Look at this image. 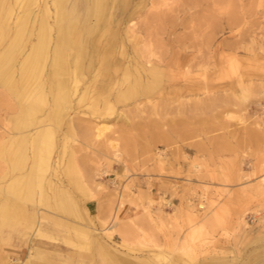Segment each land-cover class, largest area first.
<instances>
[{
    "label": "rangeland",
    "instance_id": "374dc122",
    "mask_svg": "<svg viewBox=\"0 0 264 264\" xmlns=\"http://www.w3.org/2000/svg\"><path fill=\"white\" fill-rule=\"evenodd\" d=\"M53 2L0 0V75L11 78L0 82V148L7 132L24 137L35 121H60L50 167L25 191L34 225L23 233L44 214L38 232L49 240L91 239L113 264H264V0H105L98 20L85 17L89 1L65 0L91 32L80 39L92 58L75 68L74 83L64 53L71 72L59 79L71 102L57 114ZM39 31L47 55L27 83L29 99L19 100L5 86L19 83ZM24 63L27 76L31 59ZM149 69L159 86L119 101L125 84L116 81L148 79ZM111 76L108 92H93ZM13 143L24 161L9 171L10 153L0 155V198L32 161L30 140ZM12 228L0 214L1 250Z\"/></svg>",
    "mask_w": 264,
    "mask_h": 264
},
{
    "label": "crops",
    "instance_id": "0c3cea01",
    "mask_svg": "<svg viewBox=\"0 0 264 264\" xmlns=\"http://www.w3.org/2000/svg\"><path fill=\"white\" fill-rule=\"evenodd\" d=\"M55 1V0H54ZM58 2L62 3L63 8L65 9V5L63 4L65 0H56ZM89 1V7L87 8L85 17L87 19H91V17H94V19L98 20L100 15H98V13L96 12V8L95 4L93 2V0H87ZM105 0H101V2H104ZM124 5L123 7H126L128 5L129 0H121ZM76 6V5H73ZM102 6V5H101ZM102 8V7H101ZM67 11V16L65 17L66 20L65 22H68V19L70 18L69 15H71L72 18V23H75L73 25V27L70 29V31L67 34V42L66 44H60L59 42V35H58V39H57V44H56V48L59 50L60 54L63 56V58H65V54L66 52H68L70 55H72L73 59L72 61H74V58L77 57V48L80 49L82 48V55H79L78 57V65L80 64H88V60L92 58V52L90 51V48H88V41L86 40H82L80 39V37L82 35L85 34H90L91 32H89L87 29V26L82 25L80 22H78L77 18H79L80 16H78L77 14H75V12L73 11L72 7H70V9H65ZM70 13V14H69ZM105 16H107V14H105ZM43 33L44 31H39L40 37L37 38V41L35 43V45L31 48L30 52L25 56L26 57L32 53V50L37 46L40 47L41 49V66L43 64V60H45V56L46 51H45V42L43 40ZM57 33L59 34V32L57 31ZM86 38V37H83ZM93 39V38H92ZM92 41V40H91ZM58 45V46H57ZM54 49V47H53ZM53 51V50H52ZM25 59L23 60V63L21 64V67L19 69V83L14 84V81H8L10 82L9 86H8V93H16L15 95L20 99L26 98L29 99V95L26 94L29 90L28 84L30 79H34L35 76L38 75V69L36 70V73L33 75L32 78H28V76H26V74L24 72H22L23 69H25V67L23 66L25 63ZM66 60V58H65ZM73 63V62H72ZM148 72V79H145L143 77H137L135 76V78L131 79V81H129V78L124 79V77L122 76V78L118 79L116 81V83L114 85H116L118 82V86H124V88L120 89L118 88L117 93L118 94V99L119 101H125L126 99H128V97L131 95V97H133L135 94L139 93V92H144L148 94L152 91V89L156 88L159 86V81H158V73L154 70V69H149ZM102 77V76H101ZM11 78L9 76H7L6 74H1L0 75V82H7V80H10ZM150 79V81H149ZM98 79L95 80V82H97ZM115 79L110 77L107 80V84H103V80L100 81V83L97 85L95 82L93 83V92H95V89L99 88L101 90V92L99 94H104L106 92H108L111 89V83L114 81ZM142 81V82H141ZM13 82V83H12ZM18 82V81H17ZM133 82V83H132ZM25 88H24V85ZM123 83V84H122ZM142 83V84H141ZM144 83V84H143ZM14 85V86H13ZM22 85L23 88H20V86ZM132 87H131V86ZM145 85V86H143ZM12 88V90H11ZM134 88V89H133ZM12 92H11V91ZM17 92H16V91ZM134 91V92H133ZM25 93V94H23ZM11 94V95H12ZM125 95V96H124ZM107 98L105 97V102H106ZM23 104V103H22ZM38 105L36 108L35 106ZM35 106H31L28 107L27 111H31L28 112L29 114H33L35 113V110H37L39 108V103L36 104ZM21 108H23V105H19ZM38 119V118H37ZM38 121H35V123H33L32 125H27L26 127H24L25 129L23 131H26L27 134H33L34 132L31 133V126H34L35 129L40 128L44 124H39L38 125ZM29 134V135H30ZM22 135V134H21ZM15 141H18L20 144L19 146H22V142H21V137L20 136H16L15 137ZM28 142V141H26ZM55 144V143H54ZM51 158V157H50ZM33 159V155L31 157V160ZM24 161V159H23ZM21 161V163L23 162ZM50 161V159H49ZM49 161L47 162V168L50 167V165L48 164ZM46 162V161H45ZM32 163V161H31ZM19 164H16V166H18ZM15 166V167H16ZM30 166L27 168L26 172L22 175L23 177H26L29 172H30ZM10 170L15 168H12V164L10 165ZM46 168V169H47ZM45 169V170H46ZM44 170V171H45ZM41 178V177H40ZM40 183H38L39 186ZM10 184L3 186L4 193H8V195L6 197H2L0 198V214H1V218L3 220L6 219H11V221L13 222V228H12V232H9V234H5L6 235V239L3 241L2 243V250L0 249V264H113V256L106 258L105 261L101 260L102 257H99V251L96 248L95 244L93 243V240L89 239L85 245L80 246V247H76L74 243H71L70 241L68 242L69 245H65L61 242H57V241H52L49 239H54L51 235H48L43 228V231H39L38 232V227L40 225L42 226H46L47 224L44 222V214H40L38 215V223L33 229H31L30 233H23L24 229H26V227H28L29 225L31 226L34 225V221H31L33 219L32 216L26 215L23 212V203L17 202L14 197L12 196V194L9 192V187ZM6 189V190H5ZM31 199L30 195L27 196L26 201H29ZM25 203V202H24ZM32 218V219H31ZM242 228L245 225H242ZM22 231V232H19ZM40 237V238H38ZM46 238V239H45ZM109 260V261H108Z\"/></svg>",
    "mask_w": 264,
    "mask_h": 264
},
{
    "label": "bare ground",
    "instance_id": "6f19581e",
    "mask_svg": "<svg viewBox=\"0 0 264 264\" xmlns=\"http://www.w3.org/2000/svg\"><path fill=\"white\" fill-rule=\"evenodd\" d=\"M55 2V1H54ZM53 2L54 5V18H55V26L57 28V31L59 32V42L60 44H66L67 42V34L70 31V29L73 27V25L75 23H72V18L71 15H69V19L68 22H65L66 20V16H67V11L63 8L62 3L56 1L55 3ZM95 7L96 8V12L98 13V15H100L102 13V8H103V2H101V0H93ZM102 5V6H101ZM51 6V5H50ZM102 7V8H101ZM156 7V6H155ZM50 8V7H49ZM48 8V9H49ZM51 9V8H50ZM51 11V10H50ZM48 13V10H45V13ZM70 14V13H69ZM102 15V14H101ZM52 16V14H51ZM106 16H104L105 18ZM54 23V22H53ZM50 26V25H49ZM53 28V26H52ZM54 30V29H53ZM108 30V29H107ZM58 35H57V39H58ZM52 37V36H51ZM53 41V40H52ZM52 44V43H51ZM58 46V45H57ZM51 48V47H50ZM77 57L74 58L73 61V66L72 67V72L69 69L66 60L63 58V56L60 54L59 50L54 47L53 51H52V62H51V69H53L56 73H58V76H53V80L51 81L52 83V87H54V89L56 90L55 95L54 96V106L58 107L55 108V112L54 114H57L58 111H60V109H63L66 107V105L69 107V103L70 101V93L69 91L63 90V85H64V81L62 79H59L60 74L63 75H70L71 72V76L74 77V73H75V68H77L78 66V57L79 55H82V48L78 49L77 48ZM69 54V53H68ZM41 49L40 47H35L32 50V53L29 54L26 59H31V70L29 71V74L27 75L28 78H32L33 75L36 73V70L39 69L41 67ZM120 63V62H119ZM50 65V64H49ZM49 70V69H48ZM100 71V70H99ZM81 77V76H80ZM112 77V76H111ZM82 78V77H81ZM92 78V77H91ZM96 79V78H95ZM72 81V80H71ZM119 81V80H118ZM77 82V79L74 77V83ZM142 82V81H141ZM13 83V82H12ZM96 83V82H95ZM119 83V82H118ZM117 83V84H118ZM133 83V82H132ZM120 84V83H119ZM123 84V83H122ZM142 84V83H141ZM144 84V83H143ZM17 85V84H16ZM14 86V85H13ZM131 86V85H130ZM145 86V85H143ZM132 87V86H131ZM8 88L5 86V89ZM10 88V86H9ZM70 89V88H69ZM90 89V88H89ZM134 89V88H133ZM12 90V88H11ZM10 90V91H11ZM14 90V89H13ZM12 90V91H13ZM88 90V89H87ZM8 91V89H7ZM11 91V92H12ZM16 91V90H15ZM17 92V91H16ZM53 92V91H52ZM91 92V90L87 91V94H89ZM15 93V92H14ZM13 93V94H14ZM72 93H76V88L75 86H73L72 88ZM85 93V92H84ZM12 94V93H11ZM7 96V95H6ZM85 94H81L79 98L84 97ZM125 96V95H124ZM48 98V97H47ZM53 99V98H52ZM106 104H108V100H106L105 102ZM38 105L35 106V108ZM49 106V105H48ZM28 109V108H27ZM21 111V110H20ZM20 114V113H19ZM25 116H23L22 118H24ZM27 119V118H25ZM39 119V118H38ZM24 121V120H22ZM41 120H38L39 123H42ZM28 122V121H27ZM18 124V123H17ZM21 124V123H20ZM29 124V123H28ZM60 125V121L56 120L53 121L52 124L50 125H43L40 128H37L35 130V132L33 134H27L26 131H24V137L21 136V141L22 139L25 141H29L31 143L32 148V155H33V159H32V163L30 166V172L26 177L23 176H19V177H15V179H12L10 182V185L8 188L9 192L12 194V196L14 197V199L17 202L20 203H24L26 201L27 196L29 195L27 192L32 188L33 186V176H34V172L36 173L37 171L40 170H45L47 168V162L49 161L50 157H51V153H52V148L54 145V133H53V128H57V126ZM19 126V125H18ZM30 126V125H29ZM99 126V125H98ZM104 127V126H103ZM104 129H108L106 126L104 127ZM102 127H97L96 128V134L99 135L100 132H102V130H104ZM20 130V129H19ZM80 130V129H79ZM4 131V130H3ZM18 131V129H17ZM32 131V130H31ZM6 133V132H5ZM21 133V132H19ZM7 137L4 136V134L2 135L3 137H5V141L3 142V147L0 148V155L5 154L6 151H8L10 153V156L12 158H10L11 160V164H12V168L16 166V164H20L21 161H23L24 159V154H23V150L19 147L13 150H9L8 147L15 142L14 140L16 138H12L13 136L8 135V132L6 133ZM22 134V133H21ZM18 135V134H17ZM27 138V139H26ZM97 138V137H96ZM99 138V137H98ZM14 144V143H13ZM112 144L113 143H109ZM115 145V144H114ZM14 146V145H13ZM111 146V145H110ZM29 147V146H28ZM112 148V147H111ZM116 158V157H115ZM46 161V162H45ZM54 168V167H53ZM57 168V167H56ZM14 169V168H13ZM40 175V174H39ZM37 175L35 174V177ZM39 180V177H38ZM6 190V189H5ZM52 192V191H51ZM8 194V193H7ZM67 199V198H66ZM110 202V201H109ZM125 235V234H124Z\"/></svg>",
    "mask_w": 264,
    "mask_h": 264
}]
</instances>
